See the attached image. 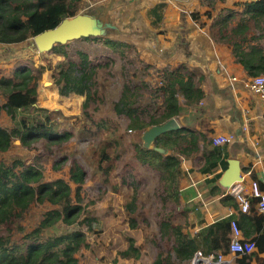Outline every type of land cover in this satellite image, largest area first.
Segmentation results:
<instances>
[{"label": "trees", "instance_id": "trees-1", "mask_svg": "<svg viewBox=\"0 0 264 264\" xmlns=\"http://www.w3.org/2000/svg\"><path fill=\"white\" fill-rule=\"evenodd\" d=\"M80 2L0 0V43H21L55 27L63 18L76 15ZM54 21H57L55 26L43 27L44 23ZM233 24H228L230 31L223 35L233 45L236 60L251 77L264 75V0L248 2ZM80 42L94 50L93 59L88 51L78 48ZM130 45L109 37L107 32L53 47L51 51L63 56L60 63L68 64L53 75L59 94L83 96L84 115L88 118H78L67 127L60 121L66 117L60 109L49 110L38 105L41 69L25 63L13 75L0 78V94L5 96L4 103H0V114L6 111L12 120L11 127L0 126V264H85L86 252L93 245L87 241L85 230L80 228L59 235L44 233L60 221L87 222L91 230L90 224L97 217L83 215L96 200L85 203L84 198L91 196L94 190L99 191V198H104L110 189L117 195H133L131 201L125 202V211L134 214L137 207V214L143 219L149 201L148 222L161 232L159 236L154 229L153 234L147 236L150 245L158 246L160 239L167 235V242H174L179 259L190 258L197 251L198 243L183 233L174 219L180 205V156L197 153L198 132L182 126L165 132L155 140L156 146L168 150L162 153L144 147L127 129L141 131L176 118L182 108L181 96L189 105L199 103L205 95L200 84L203 77L197 80L196 72L188 71L182 64L163 68L156 85L142 75L140 83L131 86L129 82H135L137 72L148 75L149 65L142 61L143 64H136L126 58L122 65L116 66L117 58L113 62L108 58L111 49L122 56L123 48ZM73 51L79 53V62L71 58ZM112 65L111 74L118 77L124 72L127 81L123 84L121 98L114 103L113 113L101 117L99 73ZM122 118L128 120L125 130ZM114 123L115 129L112 128ZM17 140L26 149V155L15 153L4 158L2 155L12 150ZM50 167L61 173L50 174ZM89 181L92 184L88 185ZM46 202L53 207L43 213L36 227L28 230L23 223L26 214L36 203ZM133 221L134 218L132 226ZM231 232V222L211 225L205 242L215 250L209 252H229ZM262 239L264 233L253 239L260 249H264ZM128 241V247L118 248L114 264H132L146 249L144 241L138 244L133 237H128ZM162 254L159 252L153 264H163Z\"/></svg>", "mask_w": 264, "mask_h": 264}, {"label": "crops", "instance_id": "crops-1", "mask_svg": "<svg viewBox=\"0 0 264 264\" xmlns=\"http://www.w3.org/2000/svg\"><path fill=\"white\" fill-rule=\"evenodd\" d=\"M254 0H81L84 11L99 13L104 18L125 20L129 12L139 16L154 12L159 26L165 34L166 56L155 61L161 67L176 68L185 65L188 71L196 72L197 80L204 90L199 103L189 105L181 96L182 108L176 117L179 127L196 130L200 136L196 154L180 156L181 174L178 180L179 210L174 219L183 233L194 239L204 254L215 249L207 245L205 237L211 225L238 221L244 239L258 238L264 233V214L253 201L248 213L243 212L231 192L223 183L230 169L231 161L241 168L242 180L247 186L252 180L264 190V110L261 97L248 89L244 82L251 76L234 55L233 45L223 35L228 24H236L246 4ZM87 4V5H85ZM95 6V8H93ZM88 9V10H87ZM83 11V10H82ZM81 10L79 12H82ZM152 15V14H151ZM152 15V16H154ZM137 17L129 25H135ZM114 28L118 26L112 22ZM226 32V34L228 33ZM157 42L159 39H157ZM156 42V43H157ZM155 43V44H156ZM162 44V43H161ZM25 49L39 52L33 37L14 44L0 43V78L13 75L26 62ZM38 50V51H37ZM32 63V62H31ZM161 63V64H160ZM34 65V64H33ZM157 66V65H155ZM35 67V66H34ZM232 77H236L233 80ZM40 88V86H39ZM5 96L0 94V103ZM6 111L0 114V126L7 118ZM218 136H231V141L215 144ZM154 230V229H153ZM151 230V235L153 234ZM161 236V232L155 229ZM232 234V233H231ZM165 244L154 245L145 259L144 250L137 264H153L159 258L163 264H191V258L179 259L173 248L174 242H167V235L160 239ZM160 241V242H161ZM264 245V239L261 240ZM143 239L137 240L141 244ZM196 251V252H197ZM195 252V253H196ZM229 264H264V249L241 255L226 252ZM93 256L91 252L88 259ZM97 261L88 264H100ZM114 264V263H113Z\"/></svg>", "mask_w": 264, "mask_h": 264}, {"label": "rangeland", "instance_id": "rangeland-1", "mask_svg": "<svg viewBox=\"0 0 264 264\" xmlns=\"http://www.w3.org/2000/svg\"><path fill=\"white\" fill-rule=\"evenodd\" d=\"M82 4V3H81ZM87 5V4H85ZM95 8V6L93 7ZM86 12L84 11L82 5H79L77 14ZM88 10V9H87ZM154 12L149 11L143 13V16H139L138 13L135 14L133 11L129 12L128 18L125 20H113L118 27L114 29H109L108 36L118 39L120 41L126 42L127 44H131L130 47L123 48V55L121 56L119 53L114 54V52L108 53V58L113 62L115 57L116 66H120L124 63L125 59L128 58L130 61H134L137 63H144L145 65H149L148 68V75L145 73L137 72V76L134 77L135 82H129L131 86H134L139 82V78L144 75L143 78H147L152 85H156L157 82L160 80V74L164 67L160 68L159 64H156L152 61H157L158 57L166 56V39L165 34L161 30L159 26V19L158 16L156 17ZM100 18L104 19L105 21H110L109 16L104 18L101 13ZM134 17H137L135 25L128 24L131 21H134ZM57 23L50 22L48 24H43V27L54 25ZM49 29V28H47ZM157 39L161 42H157ZM75 40V39H74ZM34 41V40H33ZM73 41V40H72ZM164 41V42H163ZM157 42V43H156ZM156 43V44H155ZM162 43V44H161ZM37 47V46H36ZM78 48L82 49L83 51H88L90 53L91 58L93 59L95 56L94 50L90 49L86 43L80 42ZM38 49V48H37ZM27 55L25 58V63L34 64L35 68L38 67L42 71V78L40 79V88H39V99L38 105L40 107H45L47 109H60L63 114L66 116L64 118H60V121L64 123V126L67 127L73 121L79 119L88 120L85 118L84 110H83V101L84 97L74 94L72 96L62 97L59 94V91L54 82V74L59 73V69L63 66L67 67L68 64H61L60 61L62 57H59L55 52L48 51V52H38L32 51L29 52L30 49H25ZM96 50H98L96 48ZM38 51V50H37ZM101 54V52H100ZM71 58L75 61L79 62L80 56L79 53L73 51L71 54ZM96 58H100L97 56ZM95 58V59H96ZM153 58L154 60H151ZM105 59V58H104ZM108 60V59H107ZM106 60V61H107ZM142 61V62H141ZM142 63V64H143ZM161 64V63H160ZM157 65V66H155ZM144 66V65H142ZM142 66L140 69H142ZM112 66L106 67L100 74V84L99 88L102 91V96L98 98V101L101 104V111L100 116H108L113 113L114 103L115 101L121 98V91L123 84L127 81V75L124 72H121L118 77L113 76L111 74ZM134 66L132 67V69ZM129 71L127 70V73ZM148 95V92L147 94ZM145 99V98H143ZM7 118L4 117L2 120V124L12 126L11 117L6 114ZM1 119V117H0ZM123 125V130L127 128L128 120L127 118L121 119ZM112 128L115 129V123L112 125ZM128 132L136 138L141 140V133L143 130L139 131L137 129L129 130ZM114 130H111L113 133ZM26 149L21 147V142L16 141L14 147L9 152L4 153L2 156L4 158H10L15 153H20L23 155L25 154ZM27 157V156H26ZM52 169V167H50ZM66 172L68 168L64 169ZM50 174L59 175L60 171H55L52 169V172L49 171ZM48 174V173H46ZM92 184L91 181L88 182V185ZM137 186V183L135 184ZM137 195V193H136ZM133 195H117L115 194L112 189H110L104 198H99V191L94 190L91 196H85L84 202L88 203L90 199H95L96 201L92 203L88 208V213L84 214L83 216L90 215L91 217H97L92 224L86 222L81 224L79 222L73 224H67L63 221L58 222L56 225L48 228L45 230V235H59L66 231H72L82 228L87 232L88 235V242L92 243V247H90L85 255L84 261L85 264L92 263V261H97L96 257H99L100 264H113L116 252L119 249H125L129 245L128 237H133L136 240L142 238L143 241L146 239L147 236L151 235V230L155 229L157 226L154 224H149L148 219L151 216L150 214V203L145 205L144 208V219L143 216L137 214V207L135 208V212L127 213L125 211L126 205L125 202L131 201ZM53 206L46 203L42 204H35L31 207V209L26 214L23 223L28 230L33 229L39 223V220L43 216V213L48 209L52 208ZM83 216L80 218L82 219ZM135 219L134 224L132 226V219ZM136 227H134V225ZM148 224L149 226L145 227L142 226ZM146 243L145 251L146 256L145 259L149 260V254L152 250L153 244L150 245L149 238L144 241ZM160 244H165L164 242H160ZM137 245V244H136ZM157 245V244H156ZM119 248V249H118ZM91 252L93 259L91 260V256L88 259V254ZM132 264H137V260L132 262Z\"/></svg>", "mask_w": 264, "mask_h": 264}, {"label": "water", "instance_id": "water-1", "mask_svg": "<svg viewBox=\"0 0 264 264\" xmlns=\"http://www.w3.org/2000/svg\"><path fill=\"white\" fill-rule=\"evenodd\" d=\"M109 28H114L110 21H105L99 16L80 12L74 16L65 17L55 27L46 29L33 37L34 44L39 52H48L55 45L66 44L74 39L88 36L106 35ZM179 123L175 117L163 124H155L147 127L141 133V141L144 147L157 149L162 153H168L167 149L156 146L155 140L167 131L179 128ZM20 142V140H17ZM241 168L236 161H231L230 169L227 171L223 183L231 187L241 181Z\"/></svg>", "mask_w": 264, "mask_h": 264}, {"label": "built area", "instance_id": "built-area-1", "mask_svg": "<svg viewBox=\"0 0 264 264\" xmlns=\"http://www.w3.org/2000/svg\"><path fill=\"white\" fill-rule=\"evenodd\" d=\"M170 1V0H163ZM236 80V77H232ZM244 85L252 92L258 94L263 103L264 110V75H257L250 77L244 82ZM231 136H218L214 139L215 144H221L231 141ZM231 192L236 198L240 209L248 213L251 209L253 201L258 207L259 211L264 213V190L260 187L259 183L252 180L247 186L243 181H238L231 187ZM232 234L229 251L241 255H247L254 252L257 248V244L253 239H244L242 236L241 228L236 219L231 221ZM191 264H229L230 260L223 252H211L204 254L201 251H197L191 258Z\"/></svg>", "mask_w": 264, "mask_h": 264}]
</instances>
